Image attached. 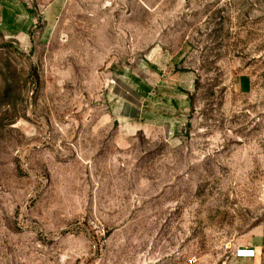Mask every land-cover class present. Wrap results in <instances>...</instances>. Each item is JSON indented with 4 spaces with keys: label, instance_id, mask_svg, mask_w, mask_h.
<instances>
[{
    "label": "rangeland",
    "instance_id": "374dc122",
    "mask_svg": "<svg viewBox=\"0 0 264 264\" xmlns=\"http://www.w3.org/2000/svg\"><path fill=\"white\" fill-rule=\"evenodd\" d=\"M249 245L264 0H0V264H241Z\"/></svg>",
    "mask_w": 264,
    "mask_h": 264
},
{
    "label": "crops",
    "instance_id": "0c3cea01",
    "mask_svg": "<svg viewBox=\"0 0 264 264\" xmlns=\"http://www.w3.org/2000/svg\"><path fill=\"white\" fill-rule=\"evenodd\" d=\"M246 84L248 82L247 78L245 77ZM246 95H251L253 90L251 89H246L244 90ZM244 249H250L254 251V257L251 259H238L241 264H261V256H264V246L262 245H249L244 247Z\"/></svg>",
    "mask_w": 264,
    "mask_h": 264
},
{
    "label": "built area",
    "instance_id": "2783aa9c",
    "mask_svg": "<svg viewBox=\"0 0 264 264\" xmlns=\"http://www.w3.org/2000/svg\"><path fill=\"white\" fill-rule=\"evenodd\" d=\"M254 257V251L250 249L240 248L235 251V258L237 259H251Z\"/></svg>",
    "mask_w": 264,
    "mask_h": 264
}]
</instances>
